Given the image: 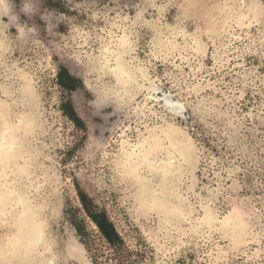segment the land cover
<instances>
[{
	"label": "rangeland",
	"instance_id": "rangeland-1",
	"mask_svg": "<svg viewBox=\"0 0 264 264\" xmlns=\"http://www.w3.org/2000/svg\"><path fill=\"white\" fill-rule=\"evenodd\" d=\"M9 15L34 35L0 21V264L112 254L78 190L123 264H264V0H11Z\"/></svg>",
	"mask_w": 264,
	"mask_h": 264
},
{
	"label": "trees",
	"instance_id": "trees-1",
	"mask_svg": "<svg viewBox=\"0 0 264 264\" xmlns=\"http://www.w3.org/2000/svg\"><path fill=\"white\" fill-rule=\"evenodd\" d=\"M59 84L66 89L74 88L75 78L68 73L65 69L61 68L58 72ZM66 115H68L75 123L80 122V118L77 116L73 107L69 103H64L62 106ZM79 201L85 211V213L90 217L93 223L96 225L97 229L101 233L105 242L107 243L112 254H106L105 251L101 250L95 244L90 242L89 248L92 251V258L94 264H123V258L125 252H128L125 247V242L122 236L117 231L114 223L110 220L105 210L97 209L92 203L91 198L86 194L78 190ZM77 230L81 233L79 225H76ZM114 260V263L111 262Z\"/></svg>",
	"mask_w": 264,
	"mask_h": 264
},
{
	"label": "clouds",
	"instance_id": "clouds-1",
	"mask_svg": "<svg viewBox=\"0 0 264 264\" xmlns=\"http://www.w3.org/2000/svg\"><path fill=\"white\" fill-rule=\"evenodd\" d=\"M10 4H11V0H0V21L5 22L2 18L7 16L8 20L6 21V23H9V27L11 26H15L17 27V25H19L21 28H23L24 33L32 36L34 35V31L29 32V29H33L31 27H26V26H22L18 23H16V17L9 15V11H10ZM29 11H31V9H28ZM34 30V29H33ZM17 34L19 35V28L17 29ZM94 100L91 101V103L99 108V107H103L106 105H112L113 101L107 98H104L102 96H97L96 94H94ZM16 255L23 257L25 255V250L20 248L17 249Z\"/></svg>",
	"mask_w": 264,
	"mask_h": 264
},
{
	"label": "bare ground",
	"instance_id": "bare-ground-1",
	"mask_svg": "<svg viewBox=\"0 0 264 264\" xmlns=\"http://www.w3.org/2000/svg\"><path fill=\"white\" fill-rule=\"evenodd\" d=\"M23 214H25V216L24 217H26V212H24ZM26 220H27V217H26ZM32 221V220H31ZM38 222V221H37ZM25 226V225H24ZM27 226V225H26ZM29 226V225H28ZM37 226V225H36ZM25 228V227H24ZM37 228V227H36ZM15 229H17V228H15ZM27 229V228H26ZM29 229V228H28ZM17 232V231H16ZM38 234H36V236H37ZM33 237V236H32ZM25 238V237H24ZM29 238V237H28ZM27 238V239H28ZM38 238V237H37ZM26 239V240H27ZM25 240V239H24ZM30 241V240H29ZM24 243H25V241H24ZM27 244H25V246H26ZM27 247V246H26ZM48 261V260H47ZM47 263V262H46ZM54 263V262H53Z\"/></svg>",
	"mask_w": 264,
	"mask_h": 264
}]
</instances>
